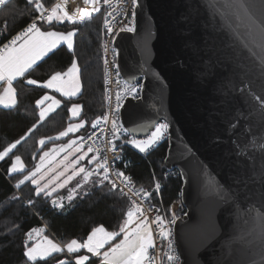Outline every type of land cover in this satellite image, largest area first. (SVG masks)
Masks as SVG:
<instances>
[{"label": "water", "instance_id": "water-1", "mask_svg": "<svg viewBox=\"0 0 264 264\" xmlns=\"http://www.w3.org/2000/svg\"><path fill=\"white\" fill-rule=\"evenodd\" d=\"M262 24L259 0H138L135 31L116 36L121 76L144 78L120 110L124 126L168 123L180 264H264V150L251 146L264 142Z\"/></svg>", "mask_w": 264, "mask_h": 264}, {"label": "trees", "instance_id": "trees-1", "mask_svg": "<svg viewBox=\"0 0 264 264\" xmlns=\"http://www.w3.org/2000/svg\"><path fill=\"white\" fill-rule=\"evenodd\" d=\"M41 2L46 7H50L56 0H41ZM98 7L100 11L93 13V18L84 24H72L65 20L63 23L54 21L49 26L41 20L36 21L37 26L42 30L67 32L75 29L73 50L69 51L64 44L59 45L34 65L33 70H30L25 77H18L13 82L17 104L10 108L0 107V150H2L37 123L40 108L37 107L36 100L48 93L62 101L61 106L37 124V127L13 149L8 157L0 160V264H26L27 258L23 256L26 233L36 227L44 228V233L53 236L61 245L71 239L83 242L93 227L103 226L109 231H118L123 212L129 205V200L120 197L118 191L112 190L107 181L103 186L95 184L93 181L99 177H92L87 185L77 189L74 198L65 200L62 207L54 206L52 201L63 190L54 192L48 197L43 194L37 196L35 185L30 181H26L20 188L15 187L17 180L34 168L42 150L54 142L47 138L57 135L66 127L70 121L68 108L71 104L81 105V118L86 122L85 127L75 135L77 137L84 136L92 128V121L104 110L101 59L104 9L102 6L98 5ZM38 13L35 4H30L29 0H7L0 6V44ZM73 58L77 60L81 80V91L76 96L69 99L39 84L26 83L29 78L42 83L52 72L65 71L71 65ZM47 103L50 102H45L44 106ZM40 139L46 140L45 145L38 142ZM167 147V140L159 142L152 150L144 153L126 147L124 155L130 163L128 171L133 174L137 186L153 190L154 177L159 181L161 189L158 194L152 192L151 202L158 204L161 215L169 219L173 213L178 217L181 216L185 208L181 201V177L177 174L171 176L164 174L163 159ZM15 155H20L25 164L26 170L23 174L8 173L12 157ZM80 178L75 179V184L72 186L66 187L63 195L75 188ZM27 201H32L31 205H28ZM169 209L171 211H168ZM27 244L29 245L30 242ZM85 252L81 249L79 253L69 255L64 250L62 253L53 254L47 260L37 261L36 264H58L60 260H65L67 264H75L73 259ZM96 262L98 257H93L86 264Z\"/></svg>", "mask_w": 264, "mask_h": 264}, {"label": "snow or ice", "instance_id": "snow-or-ice-1", "mask_svg": "<svg viewBox=\"0 0 264 264\" xmlns=\"http://www.w3.org/2000/svg\"><path fill=\"white\" fill-rule=\"evenodd\" d=\"M84 4L92 5L91 9H77L73 12H69L65 8L66 0H62L60 3H55L52 7L46 8L41 0H29V3L35 4V10L40 13L36 18L43 21L49 26L55 21L57 23H63L65 20L72 24H84L93 18V13L99 12L100 8L97 6L100 0H83ZM111 0H103L105 5H109ZM6 3V0H0V5ZM133 6L136 5L137 0H131ZM260 7L264 8V0H259ZM240 7L246 12L249 11L248 5L243 2L240 3ZM113 16L115 19V12H109L107 16ZM104 26L108 33L113 32V27L109 23L108 19H104ZM264 30V24L260 25ZM132 31L131 27L125 25L120 31ZM76 34V30L73 29L67 32L46 30L42 31L35 22H32L18 35L2 48H0V82L3 83V89L0 91V105L5 108L13 107L17 104L16 89L13 87V82L18 77H25L30 70H33V66L46 57L53 50L57 49L58 45L66 43L69 51L73 50V36ZM20 41V43H17ZM107 63V61H105ZM262 68H264V61H262ZM79 68L77 60L72 59L71 65L66 71H54L50 74L49 78L42 83L35 79H27L28 85H40L45 89H50L54 93H59L60 96L71 98L76 96L81 90ZM117 76L119 73L117 72ZM134 79V78H133ZM107 83V81H106ZM117 85L123 86L115 94L116 106L111 109L113 114L111 117V138L108 140L110 145L109 150L115 151L114 140L123 138L124 144L132 145L138 149L141 153L147 152L154 145L158 143L163 137V134L167 131L168 125L166 123L155 124L154 130L152 128L138 126L134 128H125L117 123L115 113H118L121 107V101L125 94L135 97L138 94L139 85L133 83L131 80L120 81L117 80ZM107 93V89L105 90ZM254 99L259 103L260 108L264 110V98L255 96ZM45 102L47 103L46 106ZM37 107L40 108L39 120L36 124H33L27 132L19 139L12 143L7 144L2 150H0V160H4L9 154L20 145L22 141L37 127V124L44 121L50 113L55 112L60 106L62 101L57 99L55 95H49L45 93L43 97L36 100ZM72 118L80 116L81 105L72 104L68 109ZM110 120L108 113L103 116L96 117L92 121L91 127L93 129L100 128L101 122L107 124ZM84 120H80L78 123L69 122L67 127L58 133L56 137H48V140H59L61 137H66L69 133H76L85 125ZM233 127H235L233 125ZM142 131L146 133V138L138 139L134 133ZM96 132H92L89 136H80L77 139H69L67 143H61L54 145L53 148L47 151L42 150V154L39 156V162L34 165V168L27 171V174L22 175V178L17 180L15 187L20 188L26 181H30L35 185V194L37 196L43 194L51 197L58 189L65 188L69 182L73 181L76 177L81 176L82 179L76 184V187L69 190L68 200H72L77 194V189H82L90 182L92 177H99V179L93 181L99 186H103L107 181L111 185L112 190H117L120 197H125L129 200L127 210L123 212L122 220L119 224L118 231H107L103 226L93 227L88 234L87 239L82 243L76 239L64 243L63 245L53 242L48 236L43 235L44 228H34L26 233V242L24 245L23 256L27 258V262L36 264L37 261L47 260L51 258L53 254L62 253L66 249L69 255L79 253L81 249H86L88 253H91L94 257H100V264H156L157 260L164 264L161 254L159 252L156 255H152L150 250L157 247L155 241L159 238L162 241H168L167 250L163 252V257H166V264H176L178 257L175 255L172 243L169 240L171 236V229L168 225L175 223V214L169 220L165 216L159 214L160 208L151 204L152 192L159 193L161 184L154 177V188L152 192L145 190L143 186L139 188L133 187V181L130 176L125 174L123 170H117L112 167L110 173V163L107 159H99V149L94 148L93 145H87V151H82L85 147L84 141L86 139H92L96 136ZM264 140V135L260 137ZM41 145H45V140L40 139L38 141ZM252 147H258L264 150V142L257 145V138H253L251 142ZM243 151V149L241 150ZM95 152L90 159L87 160V164H95L92 169L87 168L80 162L85 160L88 153ZM61 153H65L61 159H57ZM78 154V155H77ZM70 157H74L70 159ZM114 159H120L119 155ZM127 164H125V169ZM25 164L22 161L20 155L12 157V163L8 168V173H21L25 172ZM70 173V174H69ZM111 176H115L119 180V184L116 180L111 179ZM127 188L128 191H124ZM131 193V196L129 195ZM132 196L137 197V200H133ZM16 197H13L15 199ZM142 198V199H141ZM63 199V198H61ZM139 200V202H137ZM29 204L32 201H28ZM52 203L57 207H62L56 200ZM168 211H171L169 209ZM155 213V215L149 216L147 213ZM259 215V213H258ZM155 226V227H153ZM122 237V238H120ZM27 241H34L30 246ZM107 248L105 250V246ZM103 250V251H102ZM89 257L87 255H77L75 257V264H85ZM26 262V264H27ZM58 264H67L65 260H60Z\"/></svg>", "mask_w": 264, "mask_h": 264}, {"label": "built area", "instance_id": "built-area-1", "mask_svg": "<svg viewBox=\"0 0 264 264\" xmlns=\"http://www.w3.org/2000/svg\"><path fill=\"white\" fill-rule=\"evenodd\" d=\"M75 1H77V0H66V3L67 4H73V3H75ZM58 2H62V0H56L55 3H58ZM85 5L86 4H84L82 7H84ZM98 5L102 6L104 9L103 22H102L103 32H102V53H101L102 67H103L104 110L98 116H103L105 113H108L110 116V120L107 124H104L103 122H101L100 128L103 129L102 132L100 131V129L91 128L84 135V137L89 136L92 132H96L97 135L94 136L92 139H86L84 141V143H85V147H87V145H93L94 148L99 149V153H100L99 159H107L111 165L110 173H111L112 167H114L117 170L125 171V174L131 177V179L133 181V187L139 188L141 186H137L134 183L133 174L130 171H128V167H129L130 163H129L128 159L125 158L124 149L126 147H129V148L134 149L138 152H140V151L138 149L134 148L132 145L124 144L122 142L123 138L113 141V143L115 145V151H110L109 150L110 145L108 144V140L111 138V117L113 115L111 113V109L115 108V106H116V100H115L116 92L119 91L120 88L123 86L122 84H120L118 86L116 82H117V80H120V81L127 80L121 76V74L118 70L117 61H116L117 48L115 46V39H116L117 34L119 32H121L120 29L123 28L125 25H127L128 27H131L133 29L132 31H128V32L135 31V29H136V7L138 5V0H137V3L135 6L132 5L131 0H111L109 5H105L103 3V0H102L101 2H99ZM50 7H46V8L50 9ZM87 7H89V6L86 5V7H84L83 9H86ZM113 11L115 12V19H113V16H110V15L106 17L107 13L113 12ZM39 15H40V13H38L37 16L34 17L33 19L29 20L24 26H22L21 28L16 30L10 37H8L5 40V42H10L13 39V37H15L20 32H22L25 28H27L30 23H32V22L36 23V21L38 20L36 18ZM105 18L108 19L109 23L113 27L112 33H108L107 29L104 26V19ZM105 61H107V63H105ZM117 72L119 73V76H117ZM106 81H107V83H106ZM132 82L139 85L138 94L135 97L125 94L123 96L122 101H121L120 110L123 106V103L125 102V100L127 98L138 99L142 96L144 78L140 77V78H138ZM106 89H107V93L105 91ZM120 110L118 113H115V117L117 118V123L122 125L123 127H125L122 120H121ZM157 123H166L168 125V123L165 120H160V121L156 122L155 124H157ZM152 130H154V127ZM168 137H169V132H168V128H167V131L163 134V137L161 138L160 141H158V143L161 141H164V140H167V142H168ZM136 138L143 139V138H146V136L136 137ZM156 145H154L150 150H152ZM150 150H148V151H150ZM92 153H93V155L96 154L95 152H92ZM117 155H119L120 159H114V157ZM125 164H127L126 169H125ZM94 166H95V164L93 163V164H90L88 166V168L92 169ZM164 174L167 176L176 175V174L180 176V171L176 167L166 168ZM81 179H82V177L80 178V180ZM111 179L116 180L117 183L119 184V180L115 176H111ZM144 188H145V190L152 192L151 189H149L147 187H144ZM124 191L127 192L128 189L124 188ZM129 195L131 196V193H129ZM132 199L137 200V197L132 196ZM137 202H139V200ZM150 203L155 205L156 207L160 208V206L158 204L152 203L151 201H150ZM27 204L31 205L28 203V201H27ZM147 214L149 216L155 215L154 212L153 213H147ZM159 214H161V208H160ZM172 216H173V214H172ZM172 216L169 218V220L172 218ZM177 217L178 216L175 215V221H176ZM174 224L175 223L168 225V227H170V229H171V236L169 237V240L172 243L173 249L175 251V255L178 257L176 264H180L181 258H180L178 249H177L175 242H174ZM153 227H155V226H153ZM155 243H156L157 247L155 249L150 250V253L152 255H156V253L159 252L161 254V257H162L164 264H166V257H163L162 254L164 251L167 250L168 241H162L159 238H157ZM156 264H161V261L157 260Z\"/></svg>", "mask_w": 264, "mask_h": 264}, {"label": "crops", "instance_id": "crops-1", "mask_svg": "<svg viewBox=\"0 0 264 264\" xmlns=\"http://www.w3.org/2000/svg\"><path fill=\"white\" fill-rule=\"evenodd\" d=\"M7 1V0H6ZM71 5V4H70ZM1 6V5H0ZM39 27V26H38ZM42 30V29H41ZM42 31H46V30H42ZM54 31V30H53ZM61 32V31H60ZM73 39H74V36H73ZM9 42H3L2 44H0V48H2L4 45H6V44H8ZM17 43H20V41H18ZM62 44H64V45H66L67 46V44L66 43H62ZM61 44V45H62ZM59 46V45H58ZM43 59V58H42ZM39 62V61H38ZM37 62V63H38ZM79 68V67H78ZM66 71V70H65ZM78 75H79V78H80V70H79V73H78ZM48 79V78H47ZM46 79V80H47ZM80 84H81V80H80ZM3 83L2 82H0V91H2V89H3ZM13 87H14V83H13ZM81 91V90H80ZM80 93V92H79ZM78 93V94H79ZM74 104H76V103H74ZM80 105V104H79ZM72 106V104L69 106V108ZM0 107L1 108H5L3 105H0ZM8 108H10V107H8ZM68 108V109H69ZM82 111V110H81ZM68 114H69V119H70V121L69 122H73V123H78L80 120H83L82 118H81V113H80V116L79 117H76V118H72L71 117V114L69 113V111H68ZM85 121V120H84ZM68 122V123H69ZM85 125H86V123H85ZM85 125H84V127H85ZM66 127H67V125H66ZM83 127V128H84ZM83 128H81L78 132H76V133H69V135L68 136H66V137H61L59 140H56V139H53L54 140V142L51 144V146H49L48 148H46L45 150H43V151H47L48 149H51V148H53V146L54 145H59V144H61V143H67L68 142V140L69 139H77L78 137L77 136H75L77 133H79ZM58 135V134H57ZM57 135H55V136H52V137H56ZM79 137H80V135H78ZM48 140V139H47ZM46 141V140H45ZM82 151H87V147H84L83 149H82ZM42 154V152L40 153V155ZM65 153H61L60 154V156L59 157H57V159L59 160V159H61L62 157H63V155H64ZM39 155V156H40ZM78 155V154H77ZM93 156V153H88V156L87 157H85V160L84 161H81L80 163L82 164V165H84V166H86V167H88L90 164H87V160L88 159H90L91 157ZM72 158H74V157H70V159H72ZM37 162H39V158H38V161ZM70 174V173H69ZM81 176H78V177H76L75 179H79ZM75 179L73 180V181H71V182H69V184L66 186V187H69V186H72L73 184H75ZM65 187V188H66ZM65 188H62V189H58L57 191H60V190H64ZM67 196H68V194H66V195H63L62 196V198L63 199H60V200H56L57 201V203L58 204H60V205H63L64 204V201L65 200H68L67 199ZM55 200V199H54ZM55 206V205H54ZM57 207V206H56ZM99 227V226H98ZM107 230V229H106ZM107 231H109V230H107ZM46 236H51V235H49V234H46V233H44ZM51 238H52V240H53V242H56V243H58V241L53 237V236H51ZM86 239H87V237H86ZM78 241V240H77ZM78 242H80V241H78ZM80 243H82V242H80ZM106 248H107V245L105 246V250H106ZM86 252L85 253H83V254H80V255H87L88 257H89V259L87 260V261H85V264L90 260V259H92L94 256H92V254L91 253H88L87 252V250L86 249H84ZM65 251H66V249H65ZM103 251V250H102ZM67 252V251H66ZM100 257H98V262H96L95 264H100ZM73 261H74V263H75V258L73 259Z\"/></svg>", "mask_w": 264, "mask_h": 264}, {"label": "rangeland", "instance_id": "rangeland-1", "mask_svg": "<svg viewBox=\"0 0 264 264\" xmlns=\"http://www.w3.org/2000/svg\"><path fill=\"white\" fill-rule=\"evenodd\" d=\"M58 3H60V2H58ZM55 4V3H54ZM84 5V3H83V0H77V1H75V3H73V4H67V3H65V8H66V10L67 11H69L70 13L71 12H73V11H75V10H77V9H83L84 7H86V5L84 6V7H82ZM89 7H92V5H88ZM98 6V5H97ZM52 7V6H51ZM50 7V8H51ZM63 193H65V190H63V192L62 193H60L56 198H55V200H60L61 198H62V196H63ZM68 195H69V191H68V193H67ZM36 228H40V227H36ZM43 235H45L44 233H43ZM48 238L49 239H52L51 238V236H48ZM30 242V244H29V246L34 242V241H28L27 243H29Z\"/></svg>", "mask_w": 264, "mask_h": 264}]
</instances>
